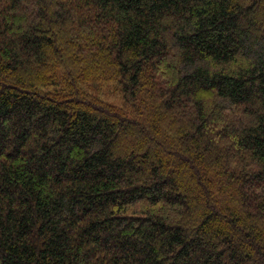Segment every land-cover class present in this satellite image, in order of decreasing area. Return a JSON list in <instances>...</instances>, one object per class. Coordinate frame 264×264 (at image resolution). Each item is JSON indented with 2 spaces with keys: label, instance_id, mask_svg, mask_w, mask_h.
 Listing matches in <instances>:
<instances>
[{
  "label": "trees",
  "instance_id": "1",
  "mask_svg": "<svg viewBox=\"0 0 264 264\" xmlns=\"http://www.w3.org/2000/svg\"><path fill=\"white\" fill-rule=\"evenodd\" d=\"M0 264H264V0H0Z\"/></svg>",
  "mask_w": 264,
  "mask_h": 264
},
{
  "label": "rangeland",
  "instance_id": "2",
  "mask_svg": "<svg viewBox=\"0 0 264 264\" xmlns=\"http://www.w3.org/2000/svg\"><path fill=\"white\" fill-rule=\"evenodd\" d=\"M82 89L88 94L90 98H94L97 101L114 107L121 105L119 98L112 93L110 87L108 86L107 88H98L96 85H85Z\"/></svg>",
  "mask_w": 264,
  "mask_h": 264
}]
</instances>
